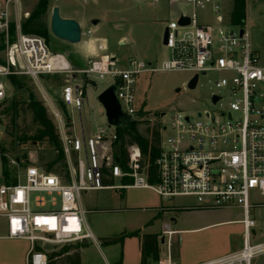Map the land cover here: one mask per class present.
I'll return each instance as SVG.
<instances>
[{
    "label": "built area",
    "instance_id": "2783aa9c",
    "mask_svg": "<svg viewBox=\"0 0 264 264\" xmlns=\"http://www.w3.org/2000/svg\"><path fill=\"white\" fill-rule=\"evenodd\" d=\"M40 1L50 0H0V103L7 98L15 78L38 84L45 77L63 76L66 80L61 101L66 109L80 113L87 85L77 80L81 76L92 83L111 81L109 86H115L120 109L131 121L133 116L143 115L136 108L134 89L142 74L187 71L192 75L190 80L194 76L199 80L208 73L220 77L212 82L215 90L210 98V105L218 107L216 115L197 111L195 121H191L188 116L176 114L163 137L161 132H167V127L160 128L159 153L154 163L156 179L151 183L137 146L127 149L125 169L112 157L111 146L117 140L115 128L104 124L86 135L81 126L79 136L67 135L65 120L55 108L52 115L60 126L61 151L68 163L64 177L0 152V161L5 158V163H0V219L6 226V239L29 243L26 264H48L49 255L57 253L59 247L95 244L80 197L102 190H148L165 200L194 199L195 205L186 210L241 209L243 219L237 222L242 227L240 249L198 264H252L255 256L264 254V243H251L254 214L264 208V203L250 198L254 193L264 197V66L252 48L247 21L232 25L230 11L222 13L224 5L233 0H166L168 5L181 2L200 10L211 7L216 26L199 24L195 14L180 15L168 22L164 47L171 57L159 65L127 60L125 67L119 68L114 56L102 55L89 60L83 69L53 56L43 38L22 33L21 24L30 16L24 7ZM105 1L155 5L160 0ZM52 8L48 9L50 13ZM182 18H187L188 24L179 25ZM80 32L81 39L92 34L91 30L84 33L81 26ZM103 178L112 183L117 179L121 184L105 187ZM31 193L48 196L52 208L57 206L58 198L59 209L42 211L46 200L37 197V211L33 212ZM163 234L167 236V252L156 264H176L170 253L172 232Z\"/></svg>",
    "mask_w": 264,
    "mask_h": 264
},
{
    "label": "rangeland",
    "instance_id": "374dc122",
    "mask_svg": "<svg viewBox=\"0 0 264 264\" xmlns=\"http://www.w3.org/2000/svg\"><path fill=\"white\" fill-rule=\"evenodd\" d=\"M48 2V9L56 6L61 18H69L78 22L84 33L88 30L92 34L81 39L77 45L67 44L54 38L48 32L45 38L47 47L53 56L62 62H71L74 68L76 55L83 50V43L92 47V40H97L96 46L105 44L103 51L98 50L100 55L114 56L119 68H124L127 60H135L159 65L169 60L170 51L163 44V33L168 22L175 21L180 15L195 14L199 24L216 26L215 15L211 7L205 10L194 9L185 3L168 5L166 0H160L158 4L146 2L135 3L124 1L122 3H109L105 0H90L82 3L80 0H52ZM36 3L24 11H31ZM233 2L224 5V11H232ZM245 14L248 32L252 48L256 52L260 64L264 66V0H245ZM229 13V15H230ZM50 11L48 10L45 23L49 28ZM25 20V19H24ZM23 20V21H24ZM97 21L96 25L92 22ZM90 41V42H89ZM123 44L119 45L118 42ZM83 55V54H82ZM83 63L86 59L79 57ZM78 58V59H79ZM190 72H164L153 75L142 74L135 84V105L142 110L143 115L133 116L131 122H135L137 133L145 139H149L147 129L167 127V132H161V137L168 133L169 123L172 116L182 114L195 121L194 115L197 111H209L217 114V108L210 105L213 80L219 78L218 74L208 73L200 76L197 87L194 90L187 89V83L191 78ZM20 85L10 88L7 98L0 103V112L10 106L13 101L16 106L17 116H0V149L3 153L13 159H18L23 164H34L42 170L65 176L68 163L61 152V133L59 124L52 115V109H57L65 120V133H75L79 136L81 126L86 135L95 132L97 126L106 124L104 111L97 102L98 95L109 87L111 81L97 80L95 85L82 79L87 84L86 99L81 112L73 108H65L61 101V89L65 77H45L43 81L34 84L27 78H18ZM80 82V83H81ZM176 90H179L177 92ZM30 98L40 102L45 108L47 117L55 128V134L59 136V142L54 145L46 139L35 141L38 127L32 123L30 114L21 113ZM165 114L164 117H161ZM221 121V120H219ZM125 143L129 138L125 137ZM135 146V145H134ZM126 150L131 146L125 145ZM120 145L111 146L112 157H120ZM144 161L145 158H143ZM74 164V158H71ZM0 163H3L0 161ZM112 185H120L121 182L114 180ZM85 201H91L94 206L92 212V234L98 242L99 247L88 242L87 246L79 252V264H140L139 247L143 243V236L158 233L161 235L157 244L158 255L166 256L167 236L164 231L189 230L213 223L239 222L243 219L241 209H225L209 212H190L186 208L195 205L192 198H175L165 200L157 197L148 190H102L82 193ZM42 197L46 200L42 211H55L57 206H50L49 197L45 194L31 193L29 195L31 210L37 211L34 200ZM124 198L136 203L135 208L124 205ZM251 201L264 203V197L251 194ZM83 201V199H82ZM152 201L160 202L161 210L149 206ZM143 204V205H142ZM148 204V205H147ZM165 212L164 214L162 212ZM160 214V216H159ZM159 217H156V216ZM255 228L252 229V244L264 243V208L255 211ZM140 230L142 237L126 238L121 245L106 244L105 241L117 238L121 233H129ZM7 231L5 223L0 219V264H26V255L29 243L24 240L6 239ZM164 237L163 244L161 238ZM242 246L241 225L229 224L214 227L194 233H174L171 236V254L176 264H188L196 254L207 251H215L221 248H240ZM61 247L58 248L59 252ZM151 248L147 247V264H156L153 259ZM69 256L75 254L74 250L67 253ZM66 254L53 259L54 264H66ZM190 263V262H189ZM252 264H264V254L257 255Z\"/></svg>",
    "mask_w": 264,
    "mask_h": 264
},
{
    "label": "trees",
    "instance_id": "16d2710c",
    "mask_svg": "<svg viewBox=\"0 0 264 264\" xmlns=\"http://www.w3.org/2000/svg\"><path fill=\"white\" fill-rule=\"evenodd\" d=\"M245 0H233L232 12L230 14V22L232 25H240L245 22L246 14L244 7ZM48 12V4L46 1H40L34 5L33 10L31 11L30 16L25 19L21 24V31L26 35H35L41 37L45 40L48 35L49 28L45 23V17ZM46 42V40H45ZM47 44V42H46ZM14 86L18 87L20 85L18 79L13 80ZM25 108H21L20 111L23 114H30L32 123L38 127L37 134L33 138L35 141H43L46 139L48 142L57 145L59 142V136L55 134V128L52 125L50 119L47 117L45 108L40 102L34 101L33 98L27 103H24ZM16 104L12 101L10 106L6 107L2 112H0V116H9L12 113L15 114L14 118L17 116ZM146 133L149 135V139H145L137 133L135 122H129L126 127L123 129H116L117 140L115 144L120 145V157H115L118 159V165L125 169V165L128 161L127 150L125 145L127 146H137L140 154H141V164L142 166L147 165V174L149 175V182L155 181V172L156 167L154 165L155 160L159 153L160 146V129L151 128L147 129ZM125 137L129 138V142L125 143ZM0 152H4L3 149H0ZM62 152V151H61ZM63 154V153H62ZM146 161H144V159ZM3 164L5 163V158H2ZM49 172V169L46 170ZM126 182V181H125ZM103 186H111V181L102 179ZM156 217H159L158 215ZM139 235V231H135L132 233H121V235L114 239L106 240V244H123L126 238H136ZM87 244H76L62 247L59 252L53 253L49 255L48 264H54L53 259L59 258L62 255L66 254V264H79V251L85 248ZM147 247L151 248V252L153 255V259L156 261L158 259V248L156 236L154 235H146L143 236V243L141 244V264H147ZM70 250H74L75 254L69 256L67 253Z\"/></svg>",
    "mask_w": 264,
    "mask_h": 264
},
{
    "label": "water",
    "instance_id": "95a60500",
    "mask_svg": "<svg viewBox=\"0 0 264 264\" xmlns=\"http://www.w3.org/2000/svg\"><path fill=\"white\" fill-rule=\"evenodd\" d=\"M92 24L96 25L97 21H93ZM178 24H188V19L182 18L179 20ZM49 32L54 38L67 44L77 45L81 42L80 24L73 19L61 18L57 7H53L50 13ZM166 38L167 30L165 29L162 40L163 46L166 45ZM121 44L123 43L121 42L120 45ZM197 81L198 76H194L188 81L187 89L194 90L196 88ZM176 91L179 92V90ZM114 92L115 86H109L98 95L97 102L104 111L106 124L115 129H123L130 122V117L121 111L119 102ZM215 101L216 100H214V102ZM162 242L163 239H161V243Z\"/></svg>",
    "mask_w": 264,
    "mask_h": 264
},
{
    "label": "crops",
    "instance_id": "0c3cea01",
    "mask_svg": "<svg viewBox=\"0 0 264 264\" xmlns=\"http://www.w3.org/2000/svg\"><path fill=\"white\" fill-rule=\"evenodd\" d=\"M96 42H97V40H92V47L91 48H90V46H88L87 43H83L84 44L83 45L84 47H83L82 52L81 53H78L75 56L76 59H77L76 60V65L78 66V67H76L77 69H83L87 65V63L85 64V63L82 62V60H80V58H79L80 56L83 57L84 59H86V62H88L89 60H93V59H96V58L102 56V55L99 54L98 50L103 51V49H105L106 46H105V44H102V45H100V46L97 47L95 45ZM121 42L122 41H119L118 44L120 45ZM67 63H69L71 66H73L71 64V62H67ZM92 85L94 86L95 83H92ZM87 86L88 85H86L85 88H84L85 92L87 90ZM125 181H127V180H124V182ZM128 190H132V189H128ZM82 199H83V201H82ZM123 202H124V205L126 207H128V208H135L134 207L135 205H133V204H135L136 202L134 200L131 202L130 199L124 198V201ZM80 205L83 208V210L87 212V214L85 215V221H86V224H87V227L89 228V230L90 229L92 230V219L91 218H92V212L94 210V208H93L94 206L92 205L91 201H88V202L85 201V197L82 198V196L80 197ZM149 206H152L153 209H156L157 208V210L158 209L161 210L162 208H164L163 205L160 202L156 203L155 201H152L151 204H149ZM188 211H190V212H209V211H199V210H188ZM162 213L164 214L165 212L163 211ZM159 216H160V214H159ZM229 224H238V223L237 222H232V223H230V222L213 223V224H210V225H206V226H202V227H197V228H192V229H189V230L164 231V233L165 232H172V235L174 233H177V232H180V233H194V232H199V231H203V230H206V229H210V228H214V227H219V226H223V225H229ZM241 229H242V227H241ZM138 231H139L138 237L140 238L143 235L140 233L141 232L140 230H138ZM90 232L92 233V231H90ZM129 233H132V232H129ZM147 235H154V236H156V241H157V244H158L161 235H159L158 233L147 234ZM161 239H163V242H164V237H162ZM163 242H162V244H163ZM95 245L97 247H99L98 242H96ZM239 249L240 248H238V247H234V248H230V247L227 248L226 247V248H221V249L215 250V251L201 252L199 254H196L194 256V258L191 261H189L190 263L188 262V264H198V263H201V262L209 261V260H212V259H215V258L224 256L226 254L235 252V251H237ZM166 252H167V250H166ZM170 253H171V251H170ZM139 255H140V258H141V248L140 247H139ZM171 256H172V254H171ZM159 258H163V257H160V255H158V259ZM146 263H147V261H146ZM140 264H141V259H140Z\"/></svg>",
    "mask_w": 264,
    "mask_h": 264
}]
</instances>
